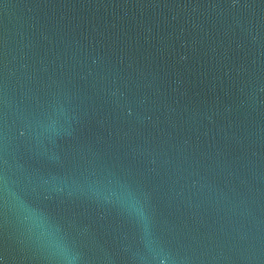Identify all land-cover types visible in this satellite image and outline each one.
I'll return each instance as SVG.
<instances>
[{"label":"water","instance_id":"obj_1","mask_svg":"<svg viewBox=\"0 0 264 264\" xmlns=\"http://www.w3.org/2000/svg\"><path fill=\"white\" fill-rule=\"evenodd\" d=\"M0 264H264V0H0Z\"/></svg>","mask_w":264,"mask_h":264}]
</instances>
